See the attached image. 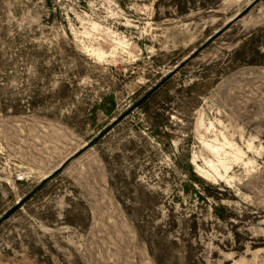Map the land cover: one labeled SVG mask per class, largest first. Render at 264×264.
<instances>
[{
    "label": "rangeland",
    "instance_id": "1",
    "mask_svg": "<svg viewBox=\"0 0 264 264\" xmlns=\"http://www.w3.org/2000/svg\"><path fill=\"white\" fill-rule=\"evenodd\" d=\"M0 264H264V0H0Z\"/></svg>",
    "mask_w": 264,
    "mask_h": 264
},
{
    "label": "trees",
    "instance_id": "2",
    "mask_svg": "<svg viewBox=\"0 0 264 264\" xmlns=\"http://www.w3.org/2000/svg\"><path fill=\"white\" fill-rule=\"evenodd\" d=\"M116 123H114V125H115ZM110 129H106V130H104L99 136H97V137H95L91 142H90V144H89V146H92V145H94V144H96L97 142H99L100 141V139L103 137V136H105L106 135V133L109 131ZM49 181V178L47 179V180H45L43 183H42V187L47 183ZM26 201V198L25 199H23V203ZM14 210V209H13ZM10 213V212H9Z\"/></svg>",
    "mask_w": 264,
    "mask_h": 264
},
{
    "label": "water",
    "instance_id": "3",
    "mask_svg": "<svg viewBox=\"0 0 264 264\" xmlns=\"http://www.w3.org/2000/svg\"><path fill=\"white\" fill-rule=\"evenodd\" d=\"M240 17H241V15H238V16L236 17V19H239ZM100 136H101V135H100ZM89 144H90V143H87L84 147H88ZM77 155H78V152H77L76 154H74L73 156H71V157L67 160V162H68V161H71L72 159H74ZM65 164H66V162L60 167V169H62V168L65 166ZM50 176H52V175H50ZM50 176H49V177H50Z\"/></svg>",
    "mask_w": 264,
    "mask_h": 264
}]
</instances>
